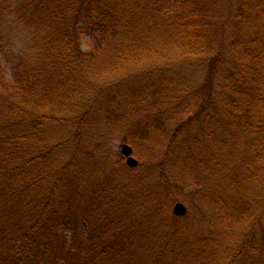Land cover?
Masks as SVG:
<instances>
[{
  "label": "trees",
  "instance_id": "1",
  "mask_svg": "<svg viewBox=\"0 0 264 264\" xmlns=\"http://www.w3.org/2000/svg\"><path fill=\"white\" fill-rule=\"evenodd\" d=\"M255 12L264 18V0H0V264H166L171 244L173 264L211 262L198 246L211 239L190 249L196 237L171 214V190L128 175L105 139L119 133L139 155L158 134L177 136L197 120L214 128L228 159L240 153L229 136L259 141L264 48L249 53L254 65L237 52ZM205 65L190 95L197 112L172 126L170 102L189 93L171 72ZM230 167L223 178L234 182ZM231 199L221 202L225 217L241 226Z\"/></svg>",
  "mask_w": 264,
  "mask_h": 264
},
{
  "label": "rangeland",
  "instance_id": "2",
  "mask_svg": "<svg viewBox=\"0 0 264 264\" xmlns=\"http://www.w3.org/2000/svg\"><path fill=\"white\" fill-rule=\"evenodd\" d=\"M255 17L258 20L255 25L251 24V30L246 32L244 42H241L237 48L238 54H243L242 57L245 58L246 62H250L252 59L249 53L255 55L254 53L257 54L259 49L264 48V18L257 17L256 12ZM256 36L258 39H255ZM230 42L231 38L229 44ZM81 43L82 50L85 53L89 52L93 45V41L89 36H84ZM251 65L254 64L251 63ZM259 65L264 68L263 63ZM206 66L203 67L204 69L195 66L192 68L185 67L180 70L174 69L171 72L175 75L177 83L179 84L178 81L181 82L180 93H184V95L189 93L185 100L178 98L177 102H170L169 105L175 108L170 114L174 112L177 114L176 121L173 120L172 126L186 122L197 112L196 100L190 95L193 94L197 86L201 87L205 83L209 69ZM2 67L4 68V66ZM4 72L9 80V72L5 68ZM254 73L258 74L257 71L252 72V74ZM183 77L188 80L183 79ZM259 77V84L263 87L264 73L259 75ZM222 84L223 77L221 70H219L212 86L215 94L210 105V112L206 113L207 115L212 114L213 120H215L214 115L217 110V106L214 107V105L220 103L219 92ZM186 90L187 92H185ZM215 98L216 103L214 101ZM201 117L204 119L205 114L201 115ZM173 129H176V127ZM258 131L264 134V130L259 129ZM247 132L229 136L237 139L240 151L235 157L230 158L232 163L229 161L227 153H225L226 150L222 148L214 128L202 126L197 120L191 122L190 126L184 127L177 136L174 135L173 131L158 134L159 136L155 137L153 141L150 143L146 142L140 147L139 155L138 153L135 154V150L132 148L133 157L138 161L139 165L135 169L127 166L132 169L128 171V175L133 176L135 179L137 178L138 181L145 184L157 182V189L162 194L165 193L166 189L171 190V194L176 200L171 206V214L174 215V207L178 203L186 207V216L179 217L182 220L183 234L189 235L192 233L191 235L196 237L193 244L190 242L193 246L190 249L192 248L193 250L197 247L195 250L198 251V246L206 248L205 258L210 257L211 259L208 264H264V135L262 134L261 137H258L259 141H256ZM120 137L119 133H115L110 138H106L107 149L113 152L116 150L118 153V146L126 144L119 142ZM231 142L229 141L227 144L231 145ZM87 145L89 146V143L85 141L81 144L82 147ZM88 150H84L85 153ZM88 155L90 156V154ZM248 156H251V158H248ZM244 159L245 162H242L241 160ZM160 162H162L160 165H163V168L165 167L162 171L158 165ZM240 163L248 166V170L247 167H243L246 168L244 170L240 166H235ZM149 164L153 167L148 168ZM227 165L233 166L230 167L231 170L234 167L236 168L234 173H237L238 178L234 182H231L228 178H223L228 172ZM250 168L251 170H249ZM246 172H250V175ZM143 178L145 179L142 181ZM228 190H230V193ZM223 199L227 200L226 203L225 201L223 202L224 205L230 199L234 201L233 205H228L227 209L230 207L234 212L244 214L243 225L238 226L235 219L227 220L225 217L226 210L222 208L223 205L221 204ZM153 220L157 222L159 219L155 218ZM169 223L168 225L170 226ZM151 226L150 224L148 228H151ZM85 227L87 226L82 224V228L86 229ZM163 230L164 228L162 227L161 231ZM203 238H209L211 241L209 243L201 241L200 243L199 240ZM195 243L198 246H194ZM218 247L220 253L219 255H214V250H217ZM174 248L173 244H171V252L170 250L168 251V262L170 264L171 261L172 264L174 261L173 255L175 254L174 250H176ZM168 262L166 261V264ZM197 262V264H206L204 261Z\"/></svg>",
  "mask_w": 264,
  "mask_h": 264
},
{
  "label": "water",
  "instance_id": "3",
  "mask_svg": "<svg viewBox=\"0 0 264 264\" xmlns=\"http://www.w3.org/2000/svg\"><path fill=\"white\" fill-rule=\"evenodd\" d=\"M117 150H118L119 154H121L122 156H124V158H126V164H127V166L129 168L135 169V168L138 167L139 163L133 157V149H132V147H130L127 144H120L118 146ZM173 213L177 217H184L187 214V209H186V207L183 204L178 203L174 207Z\"/></svg>",
  "mask_w": 264,
  "mask_h": 264
}]
</instances>
